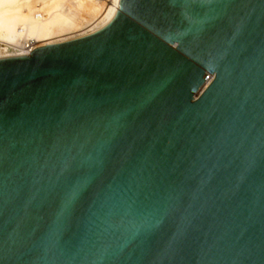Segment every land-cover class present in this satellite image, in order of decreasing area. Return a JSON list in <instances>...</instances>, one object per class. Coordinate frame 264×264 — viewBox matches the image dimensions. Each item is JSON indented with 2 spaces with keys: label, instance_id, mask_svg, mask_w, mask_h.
Returning a JSON list of instances; mask_svg holds the SVG:
<instances>
[{
  "label": "water",
  "instance_id": "water-1",
  "mask_svg": "<svg viewBox=\"0 0 264 264\" xmlns=\"http://www.w3.org/2000/svg\"><path fill=\"white\" fill-rule=\"evenodd\" d=\"M0 264H264V0L0 59Z\"/></svg>",
  "mask_w": 264,
  "mask_h": 264
},
{
  "label": "bare ground",
  "instance_id": "bare-ground-1",
  "mask_svg": "<svg viewBox=\"0 0 264 264\" xmlns=\"http://www.w3.org/2000/svg\"><path fill=\"white\" fill-rule=\"evenodd\" d=\"M119 0H0V59L28 56L104 27Z\"/></svg>",
  "mask_w": 264,
  "mask_h": 264
}]
</instances>
